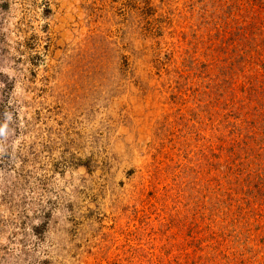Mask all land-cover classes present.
<instances>
[{"label":"rangeland","instance_id":"374dc122","mask_svg":"<svg viewBox=\"0 0 264 264\" xmlns=\"http://www.w3.org/2000/svg\"><path fill=\"white\" fill-rule=\"evenodd\" d=\"M0 264H264V0H0Z\"/></svg>","mask_w":264,"mask_h":264}]
</instances>
